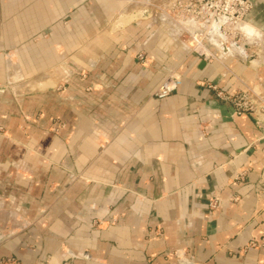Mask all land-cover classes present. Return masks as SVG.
Instances as JSON below:
<instances>
[{
  "label": "crops",
  "instance_id": "0c3cea01",
  "mask_svg": "<svg viewBox=\"0 0 264 264\" xmlns=\"http://www.w3.org/2000/svg\"><path fill=\"white\" fill-rule=\"evenodd\" d=\"M252 2L246 25L264 33ZM117 15L107 0H0V260L264 264L249 248L264 240V130L206 86L264 96V67H201L167 22ZM62 30L77 46L57 53ZM20 49L54 86L12 91ZM174 69L177 91L154 97Z\"/></svg>",
  "mask_w": 264,
  "mask_h": 264
},
{
  "label": "built area",
  "instance_id": "2783aa9c",
  "mask_svg": "<svg viewBox=\"0 0 264 264\" xmlns=\"http://www.w3.org/2000/svg\"><path fill=\"white\" fill-rule=\"evenodd\" d=\"M121 3L130 4L136 0H117ZM149 7L161 10L166 17L182 29V35L194 44L191 54L202 58L206 62L218 59L220 55L215 52L213 43L227 41V45L237 41H249L243 26L246 19L253 10L252 0H147ZM155 1V2H154ZM259 41L258 49L253 55L262 60L264 67V33L257 32ZM248 44V43H247ZM227 55L221 54V57ZM138 61L147 62V55L140 52L137 55ZM182 83L181 76L176 72L171 73L165 82L156 90L154 96L164 99L174 93ZM208 88L215 92L218 99L227 103L233 110L234 116L248 115L253 118L256 126L264 130V96L256 88L246 90L225 91L217 85H209ZM256 90V91H255ZM255 91V92H254ZM213 203L212 207H216ZM264 247V240L261 243L252 242L251 249Z\"/></svg>",
  "mask_w": 264,
  "mask_h": 264
},
{
  "label": "rangeland",
  "instance_id": "374dc122",
  "mask_svg": "<svg viewBox=\"0 0 264 264\" xmlns=\"http://www.w3.org/2000/svg\"><path fill=\"white\" fill-rule=\"evenodd\" d=\"M107 1H111V2L116 4V11H118V15L116 17L117 21L114 24L115 26L117 25L118 27L119 26L121 27V26H124V25H129L131 23H138V22L151 23L153 21V22L156 23V22H160L162 20L164 22H167L168 25L170 26V28L172 29V31H174L175 36H178V38H179L178 39V42H179L178 44H179V46L182 49L185 50L184 53H186L187 57L195 56V55L191 54L192 47H194V44L191 41H188V39L183 37L182 29L177 24H175L173 21H171L168 17H166L161 10H159L157 8H152V7L150 8L149 5H148L149 2L147 0H145L146 1L145 2L146 3L145 6H139V7L137 6V9H133L129 4L121 3V2H119L117 0H107ZM80 11L78 10V15L79 16H81V12ZM82 12L85 15H88L89 13H91V10L85 7V9H83ZM128 15H131V16L132 15L133 16L134 15L135 16L138 15V16L136 17L137 19H135L133 21H130L128 23L127 22L123 23L124 18H126ZM123 16H125V17H123ZM15 29L16 28L14 27V30ZM64 31L65 30H62L61 32H59L60 33L59 34L60 38H62L63 42L61 43L62 47H61V45H56L57 53H59V51L61 52L63 50H70L71 48H74L75 46H77V42H73V41H71V39H68L67 41L64 40V38H65L64 34L66 33ZM245 33H246V36H247V38L249 40L248 42L247 41H237L236 40L235 42H232L230 45H227V41L224 40V39H222L223 41L217 42V43H213L212 41L211 42L209 41V43L211 45L215 46L214 47L215 48L214 51L217 52L218 55H220V56L218 57L217 60H215L216 62H214V60L206 62L202 58L201 59L203 61H205L206 63H217V64H220L222 66H226L227 61L229 59H231V60L239 61L244 66H246V63H248V62H256L257 63L256 67H263L262 66V60L259 59L257 56L253 55V52H255L256 49H258L256 43H259V41L254 40V38H257L256 32H255V34H254V32H253V34H248L245 31ZM225 49H227L229 52L226 53L224 51ZM17 52L19 53V56H21V57H16L15 54ZM23 52L24 51H22L20 49V50H16V51L13 50V51H10L8 53V54H12V55H10L11 57L9 58V61H11L12 65L16 64V62L20 63L19 60H21L23 66L26 67V68L23 67V71H22V73H18L19 75L14 74V73L12 75H10V79H11V81H10V85L11 86L10 87L14 88V90H12V91L15 92V93L29 94V93L38 92V91H46V90L49 89V87L54 86V85L44 86L45 84H44L43 81H48V82L52 81V77H51L52 73L50 75L49 71L47 72V70H45V67L48 66L49 63L46 62V65H44V63H43L45 61L44 57H42L41 66L38 67V66H35L33 64V59H32L33 56L31 54H29L30 56H27V53H29V52H24V53ZM224 53L227 56L226 57L224 56V60H223L221 58V54L224 55ZM147 59L148 60H147L146 63H144V65H147V63L149 62V57L148 56H147ZM173 72H176L178 74V76H181L179 74V72H178V69H174L166 76L165 80ZM232 75L238 79V77L236 75H234L233 73H232ZM52 76H54V75H52ZM165 80L161 83V85L165 82ZM209 85H212V84H210V83L206 84V86H209ZM247 88L254 89L255 87L246 86L245 90ZM236 90H240V89H236ZM241 91H243V90H241ZM155 92H154V94H155ZM2 132H3V128L0 127V134ZM13 263L17 264L15 259H2V260H0V264H13Z\"/></svg>",
  "mask_w": 264,
  "mask_h": 264
},
{
  "label": "bare ground",
  "instance_id": "6f19581e",
  "mask_svg": "<svg viewBox=\"0 0 264 264\" xmlns=\"http://www.w3.org/2000/svg\"><path fill=\"white\" fill-rule=\"evenodd\" d=\"M146 1L145 0H136L135 2L134 1H131L130 2V6L133 8V9H137V6L139 7V6H145L146 5V3H145ZM138 14V13H137ZM138 15H128L126 18H124V20H123V23H128V22H130V21H133V20H135V19H137L136 17H137ZM123 17H125V16H123ZM121 23V22H120ZM120 25V24H119ZM244 31H246L248 34H253V31L254 30H252V28L251 27H249V26H247V25H245V26H243V28H242ZM255 34V33H254ZM253 38V37H252Z\"/></svg>",
  "mask_w": 264,
  "mask_h": 264
},
{
  "label": "water",
  "instance_id": "95a60500",
  "mask_svg": "<svg viewBox=\"0 0 264 264\" xmlns=\"http://www.w3.org/2000/svg\"><path fill=\"white\" fill-rule=\"evenodd\" d=\"M226 53H228L229 51L227 49L224 50ZM206 65V62L205 61H202L201 62V67L205 66ZM246 66L247 67H256L257 66V63L256 62H248L246 63Z\"/></svg>",
  "mask_w": 264,
  "mask_h": 264
}]
</instances>
